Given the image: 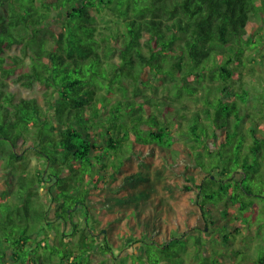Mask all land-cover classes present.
I'll use <instances>...</instances> for the list:
<instances>
[{
    "label": "trees",
    "instance_id": "trees-1",
    "mask_svg": "<svg viewBox=\"0 0 264 264\" xmlns=\"http://www.w3.org/2000/svg\"><path fill=\"white\" fill-rule=\"evenodd\" d=\"M262 10V0H0V264H109L89 205L106 193L93 188L108 168L114 185L133 177L116 158L140 142L154 153L186 149L187 158L162 164L177 162L183 179L187 168L202 170L194 188L170 183L192 190L182 209L191 208L189 230L199 235L195 264H264V256L237 260L240 226L209 235L218 204L221 215L235 204L249 229L264 214V135L253 118L264 101L232 77L254 59L242 57L256 40L244 34ZM11 82L37 85L41 100L16 95Z\"/></svg>",
    "mask_w": 264,
    "mask_h": 264
},
{
    "label": "rangeland",
    "instance_id": "rangeland-1",
    "mask_svg": "<svg viewBox=\"0 0 264 264\" xmlns=\"http://www.w3.org/2000/svg\"><path fill=\"white\" fill-rule=\"evenodd\" d=\"M262 1L264 5V0ZM248 23L244 38H246L248 34L253 33L255 37L252 38V40H255V38L256 40L250 43L249 48L244 45L242 57L244 59L253 57L254 59L251 62H247L246 68L240 69V67L237 66V70L233 73L232 77L235 79V85L239 82L248 83V89L250 91H254L257 88L261 90L258 96L264 101V11H259L256 15H250ZM251 24L254 26L250 27ZM13 46L10 48L13 49ZM12 49L8 51L13 52L14 50ZM250 67H253V74L251 76L248 74ZM10 88L16 95H23L26 97L35 96L38 100H41V88L37 85L28 88L18 83L11 82ZM254 117L258 120L257 133L259 135H264V114L257 116L253 115V118ZM94 132H96V130H94ZM101 137L98 135L94 139L91 138V140L96 145H99ZM208 142L210 143V139ZM178 145L179 144L176 145V148H173V146L170 148L160 146V152L158 153L153 152V145H150V143L146 144L140 142L134 145L128 152H125L126 157L122 158L117 156L116 158L113 156L119 161H126L125 167L135 172L133 177H124L121 179V184L114 185L111 175V172L114 171H112V168H108L103 174L101 185H97L93 188L94 191L98 190L102 194L106 193L104 199L100 194H96L97 202L95 204L90 203L89 205L94 208V214H96V220L99 224L98 228H102L107 235L106 239L110 245L109 251L113 253V255L109 257V264H195L196 259H193V256L199 235H197V231L194 230L193 232L191 228L189 230L190 225L189 219L187 218L189 215L187 212L191 211V208L187 207V212L182 209V206L192 197L190 195L192 190L190 188L186 193H183L181 191V185L184 186L188 184L194 188V184L201 180L203 173H201L200 171L202 170L199 171V169L195 172L187 168L185 171L188 172L187 174L192 173V175H194L196 173V175H198L194 176L195 179L189 181V176H187V174H184V179L180 177V175H177L176 171L180 169L181 166H179L177 162L170 164L167 169L163 168L162 164H165L168 160L171 161L170 158L176 159L179 154L182 157H184V154L186 158L188 157L187 150H180ZM129 146L125 145V148L128 150ZM173 151H175V153ZM190 151L191 154H189L188 163L190 160L193 161L192 154H194L197 149H191ZM176 153L178 155H176ZM251 158H253V155L250 159ZM205 162V168L209 169L207 156H205ZM32 163H35V161H32ZM190 164H192V162H190ZM205 168H203V172ZM4 176V170L0 169V187L5 186ZM212 176L213 175H211V177ZM237 176L241 186H246L250 181L255 182L253 178L250 179L249 177L246 179L241 178L242 176L240 177V175ZM197 177H200V179L197 180ZM167 181H169V183ZM175 181L178 184L181 183V189H173L170 183ZM259 184L263 187L262 189L264 191V183L260 182ZM253 187L254 189L256 188V182L253 183ZM172 189L174 190L173 192ZM43 190L44 188H42V191ZM222 207V204H218L216 208L212 209L213 226L215 229L209 234L210 238H213L215 235L216 237H221L220 234V236H217V234L221 231H225L226 226L230 227L233 232H238L235 227L240 226L241 231L236 236V241L241 234L240 241H242V243H236L235 239V243H233L234 247L238 250L237 260L241 262V260L246 257L257 260V258L264 256V225L260 226L257 223L261 217H264V214H257L254 221L251 222L249 229L244 225V222L240 220V215L236 210L235 204H230L228 206V215H221L219 213ZM256 211L257 205H254L251 212L255 215ZM180 214L182 215L179 217L178 215ZM230 217H234L233 220ZM228 219L230 221L229 225L225 222ZM198 242L202 244L208 243L204 239ZM209 242L214 244V241ZM219 242L220 243H217L218 247L225 246V240H220ZM164 243H168L170 247L165 251L157 248L160 245L163 246ZM132 244L133 247H131ZM135 244H137V246ZM136 253H138L139 256L142 255L141 257L144 259L141 258L140 260ZM165 255H167V257H165ZM229 263L230 258L226 260V264Z\"/></svg>",
    "mask_w": 264,
    "mask_h": 264
},
{
    "label": "crops",
    "instance_id": "crops-1",
    "mask_svg": "<svg viewBox=\"0 0 264 264\" xmlns=\"http://www.w3.org/2000/svg\"><path fill=\"white\" fill-rule=\"evenodd\" d=\"M257 2H258V3H260V2H261V0H257Z\"/></svg>",
    "mask_w": 264,
    "mask_h": 264
}]
</instances>
